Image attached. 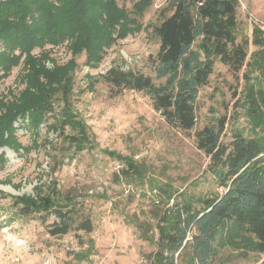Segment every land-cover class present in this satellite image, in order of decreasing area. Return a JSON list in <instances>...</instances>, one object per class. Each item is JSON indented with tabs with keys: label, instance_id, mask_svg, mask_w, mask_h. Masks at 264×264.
<instances>
[{
	"label": "trees",
	"instance_id": "obj_1",
	"mask_svg": "<svg viewBox=\"0 0 264 264\" xmlns=\"http://www.w3.org/2000/svg\"><path fill=\"white\" fill-rule=\"evenodd\" d=\"M128 0H0V81L23 63L27 84L17 100H0V147L19 151L14 124L29 117L28 128L38 131L60 95L68 102L76 58L98 68L106 52L118 41L136 35L141 19L154 0H136L132 11L119 2ZM165 17L154 31L160 47L154 59L155 77L111 67L104 80L115 91L142 92L152 100L166 123L182 132L196 129V104L200 90L208 85L216 61L238 74L243 72V90L238 106L249 120L248 136L238 131L223 142L227 118L195 130L197 148L210 158L208 169L222 191L208 197L181 193V200L159 207L155 202L148 218L133 215L127 221L138 237L156 246L151 264H213L231 251L246 260L264 254V29L254 27L251 41H239V0H167ZM255 50L249 53V43ZM66 44L72 59L47 69V46ZM24 58V60H23ZM257 74L255 82L252 75ZM68 104V103H67ZM55 128L64 134L72 126L79 136L65 139L83 150L90 138L85 123L66 107ZM110 157L126 167L123 175L138 170L129 157L115 152ZM3 159V154L0 157ZM138 176V179H142ZM55 184L48 195L14 197L21 215H38L51 236L78 230L93 231L89 215L81 214L77 197L59 199ZM85 253L77 254L79 259ZM259 264H264L261 262Z\"/></svg>",
	"mask_w": 264,
	"mask_h": 264
},
{
	"label": "rangeland",
	"instance_id": "obj_2",
	"mask_svg": "<svg viewBox=\"0 0 264 264\" xmlns=\"http://www.w3.org/2000/svg\"><path fill=\"white\" fill-rule=\"evenodd\" d=\"M135 1L119 4L132 11ZM166 1L154 0L140 21L141 31L108 49L98 68L85 66V55L76 58L68 102L57 95L54 110L38 131L27 127L28 116L14 124L22 147L19 151L0 147V264H151L156 246L141 240L126 217L148 218L153 202L159 207L173 205L181 200V193L208 197L222 191L208 169L210 158L197 148L194 133L226 117L223 142H230L236 131L249 135L251 125L237 101L244 70L234 74L216 61L208 85L200 90L198 121L190 132L169 126L145 93L115 91L103 78L113 66L155 77L153 63L160 41L154 28L170 14L162 12ZM239 3L238 39L251 41L254 27L264 29V0ZM248 47L249 53L255 50L251 42ZM44 49H36L34 56L47 53V69L72 59L66 44ZM22 62L0 81V100H17L25 90ZM256 76L252 75V82ZM66 107L86 125L91 143L83 150L65 139L79 136L77 129L67 125L62 135L55 128ZM108 152L132 158L138 170L123 175L126 167ZM55 184L60 200L77 197L80 213L92 219V232L74 230L54 237L47 228L53 217L45 224L38 215H21L14 197L48 195ZM80 253L86 254L82 260L77 257ZM233 256L226 250L213 264L264 262V254L246 260Z\"/></svg>",
	"mask_w": 264,
	"mask_h": 264
}]
</instances>
